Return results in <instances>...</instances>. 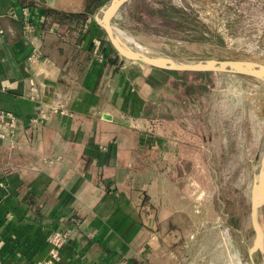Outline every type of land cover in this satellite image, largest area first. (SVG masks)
<instances>
[{
    "label": "crops",
    "instance_id": "0c3cea01",
    "mask_svg": "<svg viewBox=\"0 0 264 264\" xmlns=\"http://www.w3.org/2000/svg\"><path fill=\"white\" fill-rule=\"evenodd\" d=\"M107 1L0 0V111L17 116L0 139L2 264H41L55 229L54 264H157L209 200L206 86L116 56L93 21ZM58 101L71 116L31 123Z\"/></svg>",
    "mask_w": 264,
    "mask_h": 264
},
{
    "label": "rangeland",
    "instance_id": "374dc122",
    "mask_svg": "<svg viewBox=\"0 0 264 264\" xmlns=\"http://www.w3.org/2000/svg\"><path fill=\"white\" fill-rule=\"evenodd\" d=\"M132 1L113 19L112 27L131 33L160 56L187 62L264 61V0H147L155 7L164 4L163 11L172 17L170 27L149 23V16L138 19L134 9L126 10ZM188 80L204 84L208 93L200 104L207 107L201 122L214 149V176L208 187L205 180L206 190L199 184L209 200L197 212L198 224L179 228L167 245L170 252L157 264H238V257L240 264H261L249 182L254 163L264 158V80L221 72ZM260 219L264 224L262 207Z\"/></svg>",
    "mask_w": 264,
    "mask_h": 264
},
{
    "label": "water",
    "instance_id": "95a60500",
    "mask_svg": "<svg viewBox=\"0 0 264 264\" xmlns=\"http://www.w3.org/2000/svg\"><path fill=\"white\" fill-rule=\"evenodd\" d=\"M132 0H118L114 5L104 11V5L99 10L98 15L95 16L97 24L104 30L107 40L110 42L113 49L117 52L120 58L127 63L148 67L157 68L171 72H212V73H242L253 74L261 79L264 78V61L255 59H218L209 58L193 62L180 61L176 59H144L131 55L119 43L116 34L112 29V21L117 14L126 7ZM100 15L99 19L98 16ZM262 172H264V158L254 163L252 167V175L249 182V197L251 206V221L252 227L255 231V236L259 244L257 249L261 264H264V226H262L260 219V209L264 208V179H262ZM251 254V252H250Z\"/></svg>",
    "mask_w": 264,
    "mask_h": 264
},
{
    "label": "built area",
    "instance_id": "2783aa9c",
    "mask_svg": "<svg viewBox=\"0 0 264 264\" xmlns=\"http://www.w3.org/2000/svg\"><path fill=\"white\" fill-rule=\"evenodd\" d=\"M37 57V52L32 51L30 59ZM50 114H58L60 116H71L72 113L66 106L58 101L45 107H38L36 116L30 119L31 123L43 122L50 118ZM17 116L10 111H0V139H7L13 144L14 128L16 126ZM2 184L0 183V186ZM49 250L46 259L41 264H54L60 259V250L64 243L68 240L67 232L59 229L52 230L48 237ZM241 259L238 257V264ZM0 264L1 261H0Z\"/></svg>",
    "mask_w": 264,
    "mask_h": 264
},
{
    "label": "trees",
    "instance_id": "16d2710c",
    "mask_svg": "<svg viewBox=\"0 0 264 264\" xmlns=\"http://www.w3.org/2000/svg\"><path fill=\"white\" fill-rule=\"evenodd\" d=\"M133 9L135 10L136 17L141 21L144 19L143 17L149 16L151 19L148 20L149 23L162 25L164 27L171 26L170 23H172V19H171L172 17L167 16L163 11L164 10L163 3L162 5L155 7L152 6L151 2H148L147 0H133L130 6L126 8V10L130 11ZM40 10L43 13H45L46 11H49L50 13L54 12V14L60 18H62V16H65V13L59 12L54 9L43 11V8L40 7ZM103 42L108 44L110 46V50H112L117 56V53L112 48L110 42L108 40H104ZM159 71L162 72V81L166 80V77L168 76H173L174 78L180 80V84L184 86V90L189 93L195 92L199 88V86H201L200 82L189 81L188 80L189 78L199 80L201 77L208 76L212 73V72H171L166 70H159Z\"/></svg>",
    "mask_w": 264,
    "mask_h": 264
},
{
    "label": "bare ground",
    "instance_id": "6f19581e",
    "mask_svg": "<svg viewBox=\"0 0 264 264\" xmlns=\"http://www.w3.org/2000/svg\"><path fill=\"white\" fill-rule=\"evenodd\" d=\"M118 0H109L106 5L104 6V11H106L108 8H110L112 5H114ZM100 15L98 16L99 19ZM114 33L116 34V37L120 43V45L131 55L144 58V59H165V60H172L173 58L163 57L160 56L158 53H156L154 50L143 46L139 44L131 35V33H128L125 30L112 27ZM152 47V46H151ZM264 80V78H262ZM260 161V159H259ZM262 177H264V172H262ZM264 179V178H262ZM264 226V224H262Z\"/></svg>",
    "mask_w": 264,
    "mask_h": 264
},
{
    "label": "flooded vegetation",
    "instance_id": "af4514ba",
    "mask_svg": "<svg viewBox=\"0 0 264 264\" xmlns=\"http://www.w3.org/2000/svg\"><path fill=\"white\" fill-rule=\"evenodd\" d=\"M257 244H258V246H261V244H259L258 242H257ZM256 252L258 253V256H259V251H258V249L256 250ZM248 254H249V257L251 256V254H250V252H248ZM260 258V257H259ZM252 263L254 264V262L252 261Z\"/></svg>",
    "mask_w": 264,
    "mask_h": 264
}]
</instances>
